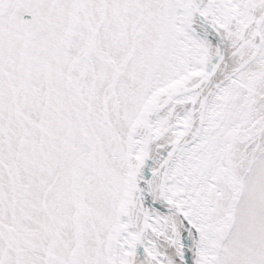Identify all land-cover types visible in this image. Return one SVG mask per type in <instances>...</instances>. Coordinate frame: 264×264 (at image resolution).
<instances>
[{"label":"snow or ice","instance_id":"obj_1","mask_svg":"<svg viewBox=\"0 0 264 264\" xmlns=\"http://www.w3.org/2000/svg\"><path fill=\"white\" fill-rule=\"evenodd\" d=\"M0 264H264V0H0Z\"/></svg>","mask_w":264,"mask_h":264}]
</instances>
